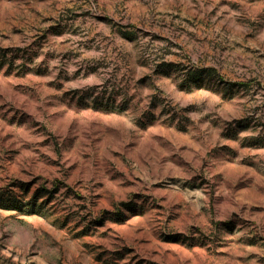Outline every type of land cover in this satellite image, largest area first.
Masks as SVG:
<instances>
[{
    "label": "rangeland",
    "instance_id": "374dc122",
    "mask_svg": "<svg viewBox=\"0 0 264 264\" xmlns=\"http://www.w3.org/2000/svg\"><path fill=\"white\" fill-rule=\"evenodd\" d=\"M0 264H264V0H0Z\"/></svg>",
    "mask_w": 264,
    "mask_h": 264
}]
</instances>
